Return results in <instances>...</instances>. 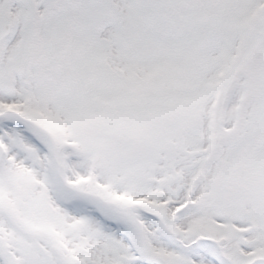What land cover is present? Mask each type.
I'll return each instance as SVG.
<instances>
[{
	"label": "snow or ice",
	"instance_id": "obj_1",
	"mask_svg": "<svg viewBox=\"0 0 264 264\" xmlns=\"http://www.w3.org/2000/svg\"><path fill=\"white\" fill-rule=\"evenodd\" d=\"M0 264H264V0H0Z\"/></svg>",
	"mask_w": 264,
	"mask_h": 264
}]
</instances>
